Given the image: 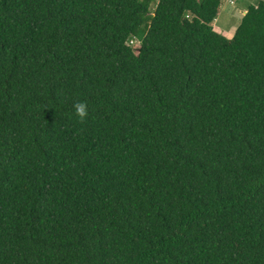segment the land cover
I'll return each mask as SVG.
<instances>
[{
	"label": "trees",
	"instance_id": "16d2710c",
	"mask_svg": "<svg viewBox=\"0 0 264 264\" xmlns=\"http://www.w3.org/2000/svg\"><path fill=\"white\" fill-rule=\"evenodd\" d=\"M222 1L0 0V264H264V1Z\"/></svg>",
	"mask_w": 264,
	"mask_h": 264
},
{
	"label": "rangeland",
	"instance_id": "374dc122",
	"mask_svg": "<svg viewBox=\"0 0 264 264\" xmlns=\"http://www.w3.org/2000/svg\"><path fill=\"white\" fill-rule=\"evenodd\" d=\"M262 1L264 0H234L233 3H230V0H223L220 14L214 23V26H218L215 29L220 33H222L220 30L224 29H236L242 20L245 10L251 5H258ZM138 41L139 39H135L133 44L139 46Z\"/></svg>",
	"mask_w": 264,
	"mask_h": 264
},
{
	"label": "clouds",
	"instance_id": "9594fccd",
	"mask_svg": "<svg viewBox=\"0 0 264 264\" xmlns=\"http://www.w3.org/2000/svg\"><path fill=\"white\" fill-rule=\"evenodd\" d=\"M73 108L76 115L80 118L81 122H84L85 118L88 116V105L85 101H77L74 103Z\"/></svg>",
	"mask_w": 264,
	"mask_h": 264
},
{
	"label": "crops",
	"instance_id": "0c3cea01",
	"mask_svg": "<svg viewBox=\"0 0 264 264\" xmlns=\"http://www.w3.org/2000/svg\"><path fill=\"white\" fill-rule=\"evenodd\" d=\"M247 12V9L245 10V13ZM244 13V14H245ZM243 14V15H244ZM233 15V14H232ZM216 21V20H215ZM215 23V22H214ZM215 28L216 27H218V26H214ZM222 33H223V35H225L226 37H228V38H231V37H233V35H234V32L236 31V29H233V30H231V29H224V30H220Z\"/></svg>",
	"mask_w": 264,
	"mask_h": 264
},
{
	"label": "built area",
	"instance_id": "2783aa9c",
	"mask_svg": "<svg viewBox=\"0 0 264 264\" xmlns=\"http://www.w3.org/2000/svg\"><path fill=\"white\" fill-rule=\"evenodd\" d=\"M234 2V0H230V3H233Z\"/></svg>",
	"mask_w": 264,
	"mask_h": 264
}]
</instances>
